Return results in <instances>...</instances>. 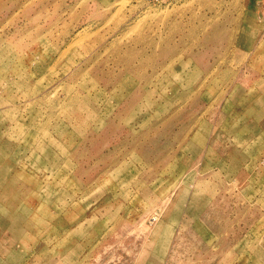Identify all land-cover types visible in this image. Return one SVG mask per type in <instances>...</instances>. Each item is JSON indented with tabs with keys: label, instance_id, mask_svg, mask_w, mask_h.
<instances>
[{
	"label": "rangeland",
	"instance_id": "374dc122",
	"mask_svg": "<svg viewBox=\"0 0 264 264\" xmlns=\"http://www.w3.org/2000/svg\"><path fill=\"white\" fill-rule=\"evenodd\" d=\"M255 95L264 0H0V256L264 264Z\"/></svg>",
	"mask_w": 264,
	"mask_h": 264
},
{
	"label": "crops",
	"instance_id": "0c3cea01",
	"mask_svg": "<svg viewBox=\"0 0 264 264\" xmlns=\"http://www.w3.org/2000/svg\"><path fill=\"white\" fill-rule=\"evenodd\" d=\"M249 99L246 101L249 104V106L247 108L249 114H251L253 112L254 118L262 117L264 114V104H263L264 101H263L262 97L258 98L255 95L254 98H252L253 102L251 101V97ZM256 104H258V106ZM250 117H252V116H250ZM6 243H7L6 240H4V241L0 240V246L1 247H7ZM0 264H7L6 259L4 257L0 256Z\"/></svg>",
	"mask_w": 264,
	"mask_h": 264
}]
</instances>
